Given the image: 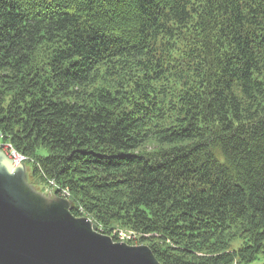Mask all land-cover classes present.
Segmentation results:
<instances>
[{
    "label": "trees",
    "instance_id": "trees-1",
    "mask_svg": "<svg viewBox=\"0 0 264 264\" xmlns=\"http://www.w3.org/2000/svg\"><path fill=\"white\" fill-rule=\"evenodd\" d=\"M1 141L161 264H253L264 0H0Z\"/></svg>",
    "mask_w": 264,
    "mask_h": 264
},
{
    "label": "water",
    "instance_id": "water-1",
    "mask_svg": "<svg viewBox=\"0 0 264 264\" xmlns=\"http://www.w3.org/2000/svg\"><path fill=\"white\" fill-rule=\"evenodd\" d=\"M0 150V264H161L149 246L102 234L72 201L38 191Z\"/></svg>",
    "mask_w": 264,
    "mask_h": 264
},
{
    "label": "rangeland",
    "instance_id": "rangeland-1",
    "mask_svg": "<svg viewBox=\"0 0 264 264\" xmlns=\"http://www.w3.org/2000/svg\"><path fill=\"white\" fill-rule=\"evenodd\" d=\"M5 144H8V143H4V142H0V150L1 151H3L5 148H6V146L7 145H5ZM4 152V151H3ZM40 154H42V155H47V151L45 150V149H41L40 150ZM6 155V154H5ZM20 166H22V164L20 165ZM16 167H19V166H16ZM26 167H27V165H26ZM28 169V168H27ZM28 177L30 176V170L28 169ZM30 181V180H29ZM37 189V188H36ZM38 190V189H37ZM38 191H40L41 192V190H38ZM42 193H44V194H46V195H56V196H58V197H60V198H62V196H60V194L58 193H56L55 191H54V188L53 187H49V188H45L43 191H42ZM125 232H129V231H127V230H124ZM118 237V239H116L117 241L116 242H119V243H126V244H128V245H130V246H141V245H139V236L137 237V238H135V239H130L128 236H126V235H119V236H117ZM240 244H241V241L239 240V241H237V242H235L234 244H233V248L234 249H237L239 246H240ZM253 264H264V255H262V256H259V258H258V260L257 261H255Z\"/></svg>",
    "mask_w": 264,
    "mask_h": 264
},
{
    "label": "built area",
    "instance_id": "built-area-1",
    "mask_svg": "<svg viewBox=\"0 0 264 264\" xmlns=\"http://www.w3.org/2000/svg\"><path fill=\"white\" fill-rule=\"evenodd\" d=\"M7 145L6 148L3 150L4 153L6 154V156L15 164V166H20L21 164H26V162L28 161V158L22 154H20L19 152H17L12 145L10 144H5ZM51 187L54 188V191L58 194V190L57 187H56V184L52 183L51 184ZM60 190V188H59ZM60 196H62V198L64 199H69V192L65 189H62L61 190V193H59ZM119 235H126L128 236L130 239H135L137 238L139 235L137 233H134V232H125L123 230H121L118 234Z\"/></svg>",
    "mask_w": 264,
    "mask_h": 264
}]
</instances>
